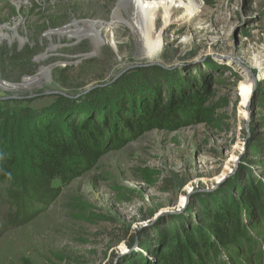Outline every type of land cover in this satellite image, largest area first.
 <instances>
[{"label":"rangeland","instance_id":"374dc122","mask_svg":"<svg viewBox=\"0 0 264 264\" xmlns=\"http://www.w3.org/2000/svg\"><path fill=\"white\" fill-rule=\"evenodd\" d=\"M133 6L134 0H0V141H11L17 154L31 122L62 128L79 113H130L137 95L162 105L184 86L201 98L198 121L152 129L69 185L54 181L57 198L27 224L3 226L12 215L3 199L0 264H118L128 255L145 263L162 235L182 222L204 227L203 208L240 201L239 186L264 182V0H173L167 25L161 12L154 24L163 39L156 59L140 57ZM73 21H104V44L52 34ZM51 66V82L30 83ZM245 74L253 86L243 105ZM193 78L205 84L195 87ZM56 95L82 100L64 116L52 107Z\"/></svg>","mask_w":264,"mask_h":264},{"label":"trees","instance_id":"16d2710c","mask_svg":"<svg viewBox=\"0 0 264 264\" xmlns=\"http://www.w3.org/2000/svg\"><path fill=\"white\" fill-rule=\"evenodd\" d=\"M192 82L200 88L205 84L203 79ZM194 91L184 86L171 102L162 105L155 96L137 95L130 113L116 107L113 114L94 110L83 117L79 111V117L68 116L62 128L50 127L48 120L31 122L15 141L22 146L18 154L13 143L3 138L0 203L5 196L12 214L6 215L3 226L15 228L34 219L39 212L33 210L35 205L45 207L57 198L54 181L69 185L94 168L102 156L152 129L178 130L198 121L201 98ZM81 100V96L56 95L52 107L65 116ZM238 188L240 201L203 208L199 219L204 227L192 228L182 222L175 232L161 236L151 260L143 263L140 257L128 255L118 264H264V182Z\"/></svg>","mask_w":264,"mask_h":264},{"label":"bare ground","instance_id":"6f19581e","mask_svg":"<svg viewBox=\"0 0 264 264\" xmlns=\"http://www.w3.org/2000/svg\"><path fill=\"white\" fill-rule=\"evenodd\" d=\"M172 4L173 0L159 2H151L148 0H134L133 14L135 16V25L138 28V39L141 45L142 52L140 56L141 58L156 59L159 57L163 39L160 33H158V35H155L153 28L157 20V14L159 12L163 14L164 25H167L170 16V7ZM185 10L191 16L192 14H194L196 6L190 2L188 3V6L185 7ZM100 27H109V25L105 24L104 21H83L81 25L73 21L70 25L57 30L56 32H53L52 34H55L58 38H68L69 40L71 38H75L77 40V43H81L82 41L87 39L93 42L94 48H97L96 46L98 44H104V37ZM79 30H82V34L77 32ZM112 34L113 33L111 32V35ZM46 36L50 42L49 49H55L52 43L53 36L48 35V33L46 34ZM109 45L112 46L113 49L117 50L114 45L113 39H110ZM53 69L54 66L48 68H40L39 73L44 72V79L40 80L38 78H35L30 83L36 82L37 84L35 85V87H43L44 84H48L49 82H51V71ZM252 86V79L248 74H245L239 84V96L243 105H245L248 98H250ZM33 87L34 86H27L29 90H32ZM12 88L16 89L18 88V86H12Z\"/></svg>","mask_w":264,"mask_h":264},{"label":"water","instance_id":"95a60500","mask_svg":"<svg viewBox=\"0 0 264 264\" xmlns=\"http://www.w3.org/2000/svg\"><path fill=\"white\" fill-rule=\"evenodd\" d=\"M251 95H252V92H251ZM251 95H250V97H251ZM61 96H64V97H66V98H70V99H75V98H76V97H70V96H65V95H61ZM133 247H134V246H132V247L130 248L131 251L133 250ZM127 251H128V250H127ZM127 251H126V252H127ZM126 252H125V253H126Z\"/></svg>","mask_w":264,"mask_h":264}]
</instances>
